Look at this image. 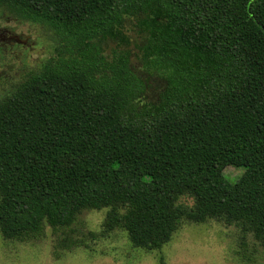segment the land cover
<instances>
[{
  "label": "trees",
  "instance_id": "16d2710c",
  "mask_svg": "<svg viewBox=\"0 0 264 264\" xmlns=\"http://www.w3.org/2000/svg\"><path fill=\"white\" fill-rule=\"evenodd\" d=\"M0 11L51 43L3 77L4 239L106 210L101 234L147 251L211 220L264 246V0H0ZM153 79L164 86L149 100ZM227 167L243 174L231 181Z\"/></svg>",
  "mask_w": 264,
  "mask_h": 264
},
{
  "label": "rangeland",
  "instance_id": "374dc122",
  "mask_svg": "<svg viewBox=\"0 0 264 264\" xmlns=\"http://www.w3.org/2000/svg\"><path fill=\"white\" fill-rule=\"evenodd\" d=\"M0 28L11 30L28 42L22 51L27 50L25 57L29 65H35L51 52V43L46 38L48 32L40 26L7 17L0 20ZM114 47L110 42L106 52ZM19 57L7 62L8 77L18 78V69L23 66ZM133 63L139 67L137 61ZM163 86L158 79L149 82L146 92L149 100ZM11 90L10 86L4 87L0 100ZM149 168L144 171L162 175V169ZM224 174L235 181L243 170L227 167ZM105 215L106 210L84 211L71 226H46L42 234L26 242L6 240L0 232V264H264V246L251 236L243 240L235 226L213 220L201 224L185 222L161 250L147 251L133 247L124 231L103 236Z\"/></svg>",
  "mask_w": 264,
  "mask_h": 264
},
{
  "label": "flooded vegetation",
  "instance_id": "af4514ba",
  "mask_svg": "<svg viewBox=\"0 0 264 264\" xmlns=\"http://www.w3.org/2000/svg\"><path fill=\"white\" fill-rule=\"evenodd\" d=\"M6 18L7 16L3 15V13L0 11V20ZM27 47L28 42L22 40V38H20L18 35L12 34L11 30H2L0 28V91L3 90V77L9 76V73H6V66L10 61L14 60L17 56L19 57V54H21L22 57H19V59H22L21 63L23 66L29 65L26 63L27 57H25L28 56V52L27 50L22 51ZM2 69H4V72Z\"/></svg>",
  "mask_w": 264,
  "mask_h": 264
}]
</instances>
